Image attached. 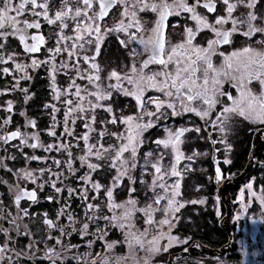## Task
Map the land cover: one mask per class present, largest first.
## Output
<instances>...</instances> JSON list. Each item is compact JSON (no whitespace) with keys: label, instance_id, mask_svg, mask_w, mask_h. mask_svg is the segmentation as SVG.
I'll use <instances>...</instances> for the list:
<instances>
[{"label":"snow or ice","instance_id":"6c2138e0","mask_svg":"<svg viewBox=\"0 0 264 264\" xmlns=\"http://www.w3.org/2000/svg\"><path fill=\"white\" fill-rule=\"evenodd\" d=\"M259 2L260 0H0V65H9L0 67V76H13L15 80L10 87L0 91V95L19 90L25 95L27 103L31 95L28 88L19 87L20 82L33 79L30 70L45 67L48 69L50 94L57 102L44 106L45 109L52 110L49 113L51 124L46 134L54 138L53 143H44L38 131L24 133L19 128L7 134L0 131V141L4 144L19 140V145L14 147L19 149L26 163L36 161L45 165L36 171L25 168L16 173L19 178L37 186L30 190L19 185L14 187V203L18 215L22 213L20 218L29 215L28 209L21 207L22 200L33 204L40 202L37 189L43 192L47 186L56 194L63 196L64 202L58 209L55 219L48 218L47 213L43 219L47 229L55 230L59 234L57 236L49 234L47 239L53 240L54 245L62 246L61 251H57L55 246H46L45 258L51 261V264H57V261L64 259V251L78 247L64 243L63 238L70 237L73 233H78L81 238L95 235L96 239L88 240L87 246L91 248L97 240H104L105 250L110 251L120 241L108 242L105 239L107 227L117 228L125 233L123 242L132 252L136 264H150L151 258L157 253L167 252L176 243L188 242L181 241L171 232L179 222L176 214L182 208L189 203H204L203 200L178 199L182 196L183 179V171L178 169V165L182 160L192 161L194 156L203 155L194 151L192 155L185 156L181 150L184 143L182 138L189 131L199 133L201 130L199 127L165 129L166 138L152 141L157 148L170 149L174 157V163L165 169L161 163L165 153L161 152L155 162L149 159L153 156L152 151L144 154L142 175L153 177L148 186L149 191L153 193L149 197L152 203L137 207L139 201L136 198L117 203L114 192L121 187L125 178L129 181V185H126L129 196L137 191L134 186L137 180L130 175V171L137 168L136 158L144 142V132L156 127L152 118L155 117L156 121L167 118L162 109H170L173 117L194 114L206 125L210 124L222 133L229 129L232 117L264 124V48L257 50L249 46L234 50L230 54L219 51L220 46L232 44L234 36L242 35L251 40L255 34L264 33V16L255 11ZM201 8L205 10L204 13L199 11ZM240 8H247V13L234 15ZM221 11L223 14H220ZM110 12L113 16L119 12L121 18L113 28L102 27L101 22L106 23ZM147 13L155 14L154 26L147 38L141 35L137 40V34L142 31V21L145 18L143 14ZM182 14H188L185 16V22L190 20L194 25L184 27L183 39L173 44L167 36L170 27L175 25H169L168 21L170 17H180ZM207 14L214 15L209 17ZM45 25L55 33L54 36L46 37L43 34L41 30ZM225 25L230 27L225 28ZM130 29L135 31L130 32ZM30 30L36 31L29 34ZM204 31L211 32L214 38L208 39L206 45L195 43L197 36ZM120 33L126 36L127 40L122 39ZM108 35H116L119 44L125 48L131 42L139 43L148 58L139 65L132 64L128 72L112 70L102 80L100 75L102 70L97 58ZM10 38L19 41V45L23 46L22 53L9 51L12 48ZM49 41L52 42V46L46 47ZM42 48L48 53L46 59L41 60L28 55L30 63L17 61L20 55L40 53ZM133 53L135 54V50ZM214 56L222 57L223 62L220 66L214 65ZM58 57L62 58L58 60ZM153 65L157 67L152 69L150 66ZM16 74H19L18 79ZM61 75L67 78L65 87L57 83V76ZM78 80L85 81L86 86L77 83ZM225 85L234 89L237 95L228 91ZM254 85H259V89L256 90ZM149 91L158 92L161 96H148ZM114 93L133 98L137 113L124 117L116 116L113 107L103 103L112 100ZM57 104L64 108L62 121L57 120L56 114L62 111ZM147 104L153 105L154 110L148 111ZM218 105L220 110L217 112ZM3 110L11 114L13 102L7 101ZM98 110L110 114V118L100 121V124L119 123L125 126L124 131H109L107 127L97 131ZM214 112L216 115L213 118ZM20 115L26 116V113L21 112ZM145 117L148 119L145 120ZM78 120L85 129L83 133L74 130ZM11 123L12 116L8 115L0 120V130ZM57 126L62 129L59 133L56 130ZM26 127L36 129V121L27 119ZM93 133L96 134V139L90 143ZM106 136L114 137L115 142L105 146V142L102 141ZM209 136L211 137V134ZM69 137L77 143L73 144ZM80 141H83L81 151L84 154L77 156L73 154L72 148L79 147ZM211 142L217 143L216 140ZM25 148L41 149L44 153H62L66 158L61 160L55 156L29 154L24 151ZM126 153L128 156H125ZM16 158L9 157L12 160ZM77 161L79 165L74 167ZM225 163L230 161L226 160ZM105 166L116 172L107 185L99 182L93 175L101 172ZM5 167L3 159L0 158V169ZM81 169L84 171L81 172ZM149 169L153 171L150 172ZM190 170L191 168L186 165L184 171ZM78 172L80 175H77ZM69 174L76 181V187L65 183L70 178ZM221 175L220 169L217 168L218 181ZM58 183L62 186H58ZM140 183H144V180L141 179ZM247 188L251 191L252 184H248ZM101 193L106 199L107 211L112 213L110 216L102 213L99 203ZM251 195L259 199L260 204L264 206V195L257 197L255 192H251ZM241 198L243 199V193ZM44 199L50 203H60L57 196L46 195ZM162 201L165 202L163 206ZM73 203L82 208L86 218V222L79 228L75 227L79 216L74 214ZM118 209L119 214L116 212ZM157 212H161L164 219L154 220V214ZM137 214L144 217V223L149 227L143 230L136 229L133 221ZM10 217L11 213H7L0 202V220L12 225L13 230L19 235H28L27 232H21L17 220ZM61 218H66L67 223H59ZM100 220L106 222L104 228L99 226ZM91 225H95L94 232L90 231ZM164 226H167V232L161 230L158 235L149 238L153 227L163 229ZM8 233L9 230L0 224V234L7 238L6 242L0 243V264H4L5 260L8 264H15L13 256L9 254L12 251L9 245L13 241ZM162 240H167L168 243L161 245ZM36 243L35 240H31L29 249L35 247ZM136 250L146 255L137 258ZM16 257L19 258L20 253H16ZM68 259L75 260L76 264H97L98 261L99 264H110L109 259L101 258L99 252L92 258L88 254L83 257L73 255Z\"/></svg>","mask_w":264,"mask_h":264},{"label":"flooded vegetation","instance_id":"af4514ba","mask_svg":"<svg viewBox=\"0 0 264 264\" xmlns=\"http://www.w3.org/2000/svg\"><path fill=\"white\" fill-rule=\"evenodd\" d=\"M222 8V6H221ZM201 13H204V9H199ZM247 8H240L234 15L240 13H247ZM255 11L264 16V0L256 5ZM220 14H223L221 11ZM142 21V31L137 34V40L142 35L145 38L151 33V29L154 26L155 14L147 13ZM188 14H182L180 17L172 16L169 18V25H175L170 27L169 34L167 36L171 43L175 44L183 39L182 29L186 26H193L194 22L188 20L185 22V16ZM212 17L214 14H207ZM120 14L117 12L115 16L110 12L109 17L106 18V23H102V27L113 28L117 21L120 19ZM225 28H229L230 25H225ZM243 30V29H242ZM36 30H30L29 34L35 33ZM43 34L48 36H54L55 33L51 31L50 27L45 25L41 30ZM135 31V29H130ZM122 39L127 40V37L122 33L119 34ZM214 38L213 34L208 31H204L197 36L195 43L200 45H206L207 40ZM253 41H256L253 43ZM31 43V41H28ZM12 48L9 51H15L22 53L23 46L19 45V41L15 38H10ZM52 42L49 41L46 47H51ZM253 47L257 50L264 48V33L255 34L252 39H248L242 35L233 37V42L230 45H223L219 47V51L230 54L234 50H240L244 47ZM135 50V54L133 53ZM32 55L34 58L46 59L48 56L47 51L42 48L40 53L36 54H22L17 58L18 62L30 63L27 56ZM62 57H58L60 60ZM146 53H143V46L137 42H131L128 46L122 47L119 41L116 39V35H108L101 47L100 56L97 58V63L101 68L102 80L112 70L117 72H128L132 64L139 65L143 60L147 59ZM222 57L214 56L213 63L216 66H220L222 63ZM9 65H0V67H8ZM155 69L157 66H150ZM14 69V65H12ZM30 75L33 77L31 81L21 80L19 87L28 88L31 99L25 103V95L19 90L11 93L0 95V100L13 102V112L11 114H5V111L0 106V120L12 116V123L5 126L1 131L4 134L20 129L24 133L39 132L41 140L44 143H53L54 138L47 136L46 130L51 124V108L45 109V105L48 103H57L52 99L49 89L48 69L41 67L36 70H30ZM16 78H19V74H16ZM15 83L13 76L2 75L0 76V91H3ZM57 83L61 87H65L67 84V78L64 76H57ZM77 83L86 86L85 81H77ZM126 87H129L125 84ZM228 91L233 95H237L234 89H231L228 85H225ZM256 90L259 89V85H254ZM148 96H161L160 93L155 91H149ZM163 99H166L162 97ZM75 99V97H73ZM91 99V98H90ZM147 99V97H145ZM104 104H110L115 110V115L118 117H124L127 115H133L137 113L136 102L131 97H125L123 95L113 94V98L110 101H104ZM230 104V102H228ZM7 105V102H6ZM62 111L57 113V120L62 121L64 108L62 105ZM148 111H153L154 106L151 104L146 105ZM220 110V106H217V112ZM167 115V118H161L156 121L155 117L152 119L155 121L156 127L144 132V142L137 153V168L130 171V175L135 177L137 183L134 185L137 191L129 196V185L127 178L124 179L121 187L115 189L114 196L117 203H123L130 198L138 199L139 203L137 207H144L146 204L151 203L152 200L150 194H146L142 190L141 179H147L149 175H142V163H144L143 156L145 153L152 151L153 156L150 157V161L155 162L161 152L165 153V158L161 162L163 167L167 169L172 163H174V157L171 154L170 149L157 148L152 143L155 139L166 138L167 132L165 129H178L181 127L195 128L199 127L201 130L199 133L195 131H189L185 133L182 138L184 143L181 145V150L185 156H190L192 153L198 152L203 155L194 156L192 161L187 159L182 160L178 165V169L183 171V179L181 181V192L183 201L203 200L204 203L200 204H187L176 215L179 217V222L172 229L171 234H179L181 241L187 240V243H176L169 248L167 252H159L151 258L150 264H181V261L186 264H264V206L260 204L259 199L253 197L251 192H255L259 197L264 195V124L253 123L246 121L240 117H232L229 121V129L225 132H220L218 128L211 127L210 124L206 125L203 120L194 114H186L183 116L173 117L170 109H162ZM25 112L26 116H21L20 113ZM216 113H213V118ZM110 118V114L98 110L97 114V131L103 130L107 127L109 131L123 132L125 126L117 123V125L100 124V121ZM27 119H34L37 124L36 129L26 127ZM148 118L145 117V120ZM6 129V130H5ZM207 129V130H205ZM57 132H61L62 129L57 126ZM74 130L77 133H83L85 129L82 127L81 122L78 120L74 126ZM211 134V137L209 136ZM223 137V142L221 139ZM72 140L71 137L68 138ZM96 134H92V140L90 143L95 142ZM216 140L217 143L213 144L211 141ZM105 146L115 142L114 137H105ZM73 144L77 142L72 140ZM14 145H19V140L9 141L4 144L0 141V158L3 159L5 168L0 169V202L6 209L7 213H11V219H16L20 225L21 232H27L28 235H19L13 230V226L0 220V224L9 230V236L13 243L9 245L12 250L9 254L13 256L15 264H51V261L45 258L46 246H55L57 251L62 250L61 245H54L53 240H48L49 234L53 236L59 235L55 230L47 229L43 224L44 214H48V218L55 219L58 209L64 202L63 196L56 194L53 189L45 187L43 192L37 189L39 203H31L27 200L21 201V207L27 208L29 215L22 219L18 215L17 207L14 203V187L19 185L22 188L33 189L37 186L30 181L19 178L16 173L20 170L28 168L29 170L36 171L45 167L44 163L32 161L26 163L25 159L21 156L20 151ZM79 147L72 148L74 155H83L81 151L83 148V141L79 142ZM25 152L35 155L43 156H55L57 159L64 160L65 154L62 153H44L41 149L25 148ZM11 156H16L15 160L9 159ZM127 156V153L125 154ZM228 160L230 163H225ZM95 162V161H94ZM79 165V161L76 162L74 167ZM188 165L191 170L184 171L185 166ZM221 171V179H216V169ZM11 169V171H8ZM56 170V169H54ZM58 171V170H57ZM84 169H81L83 172ZM153 170H151L152 172ZM80 175V172L77 173ZM94 178L102 184H109L112 181V177L116 175L114 170H109L106 166L99 172L93 174ZM47 173H45V177ZM69 180L65 181L68 186L76 187L77 183L73 180L69 174ZM167 178V177H166ZM175 179V178H173ZM39 183V181H38ZM248 184H252V189L249 191ZM58 186H62L59 185ZM243 193V199L241 194ZM46 195L57 196L60 199V203L48 202L44 197ZM91 195V194H90ZM145 196L147 198H145ZM97 203V201H91ZM100 207L104 215H112L107 211L105 207L106 199L101 193L99 197ZM165 202L162 201V205ZM75 209L74 214H78L79 218L76 221L75 227L79 228L86 218L83 215L81 207H77L76 203L72 204ZM119 209L116 210L119 214ZM164 219L161 212L154 214V220L158 221ZM134 224L136 229L143 230L149 227L144 223V217L141 214H137L134 218ZM59 223H67L66 218H61ZM175 223V222H174ZM101 228H104L106 222L103 220L98 221ZM26 226V227H25ZM178 228V230H177ZM167 232V226L163 229L156 227L152 228V234L158 235L159 231ZM90 231H95V225L90 226ZM108 242L120 241L110 251L105 250V241L97 240L95 244L89 248L87 241L95 240L96 236H87L81 238L78 233H73L72 236L63 238L65 244L78 245L77 248H73L71 251H64V259L57 261V264H76L75 260L68 259L73 255L85 256L90 254V258L95 257L99 252L101 258H111L112 253L123 255L128 259L129 248L127 244L123 242L124 234L117 228L107 227ZM150 238V237H149ZM6 237L0 234V243L6 242ZM31 240H35L37 243L35 247L29 249L28 245ZM167 240H162L161 245L167 244ZM187 249V250H185ZM16 253H20V257H16ZM34 254V255H33ZM146 254L140 250H136V257H142ZM136 260V259H135ZM126 264H129L125 261ZM136 263V262H135ZM4 264H8L5 260ZM99 264V261L97 262Z\"/></svg>","mask_w":264,"mask_h":264},{"label":"rangeland","instance_id":"374dc122","mask_svg":"<svg viewBox=\"0 0 264 264\" xmlns=\"http://www.w3.org/2000/svg\"><path fill=\"white\" fill-rule=\"evenodd\" d=\"M6 102L7 101H5V100H0V106L4 109V108H6ZM5 114H7V112L5 111ZM6 130V129H5ZM1 131V130H0ZM127 156H128V154H127ZM129 159H130V157H129ZM143 159H144V156H143ZM142 166H143V163H142ZM149 171L151 172V169H149ZM145 176H147V175H145ZM153 177H152V175H149V177L147 178V179H144V183L142 184V190L144 191V192H146V194H150L151 196L153 195V193L152 192H150L149 191V183H150V181H151V179H152ZM167 179V178H166ZM169 183H171V180H169ZM157 191H160L159 189H157ZM145 198H147L146 196H145ZM183 196H181V197H179L178 199L179 200H181V201H183ZM148 201H145V203H144V205H146V203H147ZM152 203V202H151ZM177 230H178V228H177ZM151 232H152V229H151ZM150 232V238H151V236L153 235L152 233ZM174 236H180L179 234H176V235H174ZM128 253V259H125V256H124V254L123 255H120V254H116V253H112V257L111 258H109V262H110V264H126L125 263V261H127L129 264H136L135 262H136V260H135V258L133 257V254H132V252L131 251H128L127 252ZM150 263H151V260H150ZM181 264H186L185 262H183V261H181Z\"/></svg>","mask_w":264,"mask_h":264}]
</instances>
